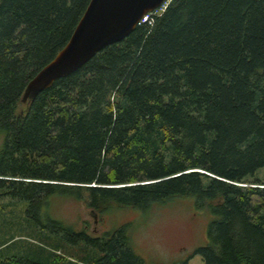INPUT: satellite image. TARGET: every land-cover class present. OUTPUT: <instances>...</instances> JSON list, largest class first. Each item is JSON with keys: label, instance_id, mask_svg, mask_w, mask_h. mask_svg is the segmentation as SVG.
Masks as SVG:
<instances>
[{"label": "trees", "instance_id": "1", "mask_svg": "<svg viewBox=\"0 0 264 264\" xmlns=\"http://www.w3.org/2000/svg\"><path fill=\"white\" fill-rule=\"evenodd\" d=\"M89 2L0 0V197L26 203L0 216V264H145L130 224L75 230L53 196L102 216L190 197L212 217L203 264H264V0H166L22 102Z\"/></svg>", "mask_w": 264, "mask_h": 264}, {"label": "rangeland", "instance_id": "2", "mask_svg": "<svg viewBox=\"0 0 264 264\" xmlns=\"http://www.w3.org/2000/svg\"><path fill=\"white\" fill-rule=\"evenodd\" d=\"M255 178L264 181V167L255 172ZM25 208V202L0 197V216L8 220L15 216L12 219L20 221ZM45 210L75 230L85 229L93 236L130 224L133 250L145 264H183L188 259L187 264H203L194 252L207 243V226L212 218L207 209H197L190 197H179L145 212L114 207L102 216L92 213L84 200L53 196Z\"/></svg>", "mask_w": 264, "mask_h": 264}, {"label": "water", "instance_id": "3", "mask_svg": "<svg viewBox=\"0 0 264 264\" xmlns=\"http://www.w3.org/2000/svg\"><path fill=\"white\" fill-rule=\"evenodd\" d=\"M166 0H90L70 39L27 84L22 102L33 100L52 84L68 76L104 48L130 35L148 13Z\"/></svg>", "mask_w": 264, "mask_h": 264}, {"label": "built area", "instance_id": "4", "mask_svg": "<svg viewBox=\"0 0 264 264\" xmlns=\"http://www.w3.org/2000/svg\"><path fill=\"white\" fill-rule=\"evenodd\" d=\"M165 5H166V1L163 3V5H162L158 10H162L163 7H165ZM156 11H157V10H155V11H153V12H151V13L146 14V15L141 19L140 24L145 23V22L150 18V15L153 14V13H155Z\"/></svg>", "mask_w": 264, "mask_h": 264}]
</instances>
